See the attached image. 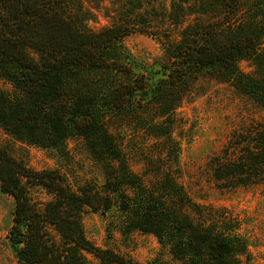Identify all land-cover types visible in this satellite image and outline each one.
I'll return each instance as SVG.
<instances>
[{"label": "trees", "instance_id": "trees-1", "mask_svg": "<svg viewBox=\"0 0 264 264\" xmlns=\"http://www.w3.org/2000/svg\"><path fill=\"white\" fill-rule=\"evenodd\" d=\"M64 1L71 0H0V80L11 86L0 88V127L43 148L63 149L68 137L81 136L91 156L104 163L105 180L102 189L73 190L56 171H34L0 147V191L14 200L7 240L17 264H88L86 254L93 264H137L85 235L84 210L113 205L125 215V232L154 235L183 264H251L226 210L194 202L179 183L165 119L204 75L264 110V0H237L234 8L212 14L206 12L211 0H182L181 15L172 3L168 18L175 24L197 19L167 39V62L152 85L124 62L122 39L134 28L89 31L57 7ZM240 61L251 70H240ZM124 115L147 122L162 141L158 156L146 160V171L158 162L147 171L153 173L148 181L129 168L123 142L112 131L111 121ZM244 133L216 164L217 181L264 179V127ZM30 181L52 194L41 208L31 202Z\"/></svg>", "mask_w": 264, "mask_h": 264}, {"label": "rangeland", "instance_id": "rangeland-1", "mask_svg": "<svg viewBox=\"0 0 264 264\" xmlns=\"http://www.w3.org/2000/svg\"><path fill=\"white\" fill-rule=\"evenodd\" d=\"M181 1L71 0L60 2L57 7L69 16L75 14L83 22L82 27L92 32L114 24L134 28L122 39L124 62L135 75H144L152 85L162 77V64L167 62V39L178 37L183 26L197 19L192 15L182 25L168 18L172 3L174 14L181 15ZM236 1L211 0L206 12L230 10ZM28 53L36 58L34 50L28 49ZM238 66L245 73L251 70L247 61L238 62ZM0 88L11 90L4 80H0ZM165 123L178 155L174 174L178 172L179 183L194 202L224 208L246 241L251 264H264V179L254 177L245 183L239 179L216 180V164L225 157L228 146L244 138V132L264 127V110L228 84L204 75L196 79ZM110 124L123 142L129 168L145 175L148 181L153 173L146 175L147 171L156 170L158 162L146 171V160L158 156L162 141L152 136L147 122L135 116H125ZM0 147L34 171H56L73 190L83 186L102 189L104 163L91 156L79 135L68 137L63 149L43 148L21 143L0 127ZM27 186L31 202L38 208L52 199V194L36 182L30 181ZM13 210V198L0 191V264H17L7 240ZM124 221L125 215L115 205L105 211L87 208L82 215L86 237L100 248L111 249L137 264H183L154 235L138 230L125 232ZM85 257L88 264L95 262L90 254Z\"/></svg>", "mask_w": 264, "mask_h": 264}]
</instances>
